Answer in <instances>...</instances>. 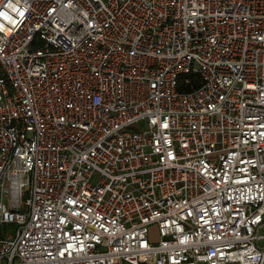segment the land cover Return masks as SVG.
<instances>
[{"label": "built area", "instance_id": "built-area-1", "mask_svg": "<svg viewBox=\"0 0 264 264\" xmlns=\"http://www.w3.org/2000/svg\"><path fill=\"white\" fill-rule=\"evenodd\" d=\"M0 264H264V0H0Z\"/></svg>", "mask_w": 264, "mask_h": 264}, {"label": "rangeland", "instance_id": "rangeland-1", "mask_svg": "<svg viewBox=\"0 0 264 264\" xmlns=\"http://www.w3.org/2000/svg\"><path fill=\"white\" fill-rule=\"evenodd\" d=\"M143 123L142 124H140L139 125V129H142L143 128ZM134 130H138V129H134ZM7 229H8V231L11 233V234H14L15 233V227L14 226H10V225H8L7 226ZM152 229V231H153V240L154 241H157V236H156V227H152L151 228Z\"/></svg>", "mask_w": 264, "mask_h": 264}, {"label": "trees", "instance_id": "trees-1", "mask_svg": "<svg viewBox=\"0 0 264 264\" xmlns=\"http://www.w3.org/2000/svg\"><path fill=\"white\" fill-rule=\"evenodd\" d=\"M187 90H190V88H188Z\"/></svg>", "mask_w": 264, "mask_h": 264}]
</instances>
